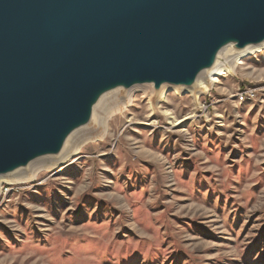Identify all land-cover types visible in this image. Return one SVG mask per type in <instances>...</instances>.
Listing matches in <instances>:
<instances>
[{"label":"rangeland","instance_id":"rangeland-1","mask_svg":"<svg viewBox=\"0 0 264 264\" xmlns=\"http://www.w3.org/2000/svg\"><path fill=\"white\" fill-rule=\"evenodd\" d=\"M238 63L199 98L108 95L107 130L0 193V264H264V51Z\"/></svg>","mask_w":264,"mask_h":264},{"label":"water","instance_id":"water-1","mask_svg":"<svg viewBox=\"0 0 264 264\" xmlns=\"http://www.w3.org/2000/svg\"><path fill=\"white\" fill-rule=\"evenodd\" d=\"M264 38V0H0V172L52 149L103 87L194 79Z\"/></svg>","mask_w":264,"mask_h":264},{"label":"bare ground","instance_id":"bare-ground-1","mask_svg":"<svg viewBox=\"0 0 264 264\" xmlns=\"http://www.w3.org/2000/svg\"><path fill=\"white\" fill-rule=\"evenodd\" d=\"M262 51H264V38L257 42H248L243 46L237 40H232V42L215 52L212 63L201 67L194 79H187L183 82L135 80L131 83H126L125 81H119L103 87L102 90L94 94L88 103L84 117L60 133L54 148L35 153L27 161L15 163L5 171L0 172V193L8 185L32 183L41 172L63 166L76 157L85 138L90 135L84 129L87 125L97 123L98 126H103L107 130L106 123L108 118H102L101 115L104 112L100 115L99 112L106 107H104V101L108 95L115 93L114 96L116 98V92L121 89L126 90L127 96L122 99L124 107H129L134 95L140 91L147 95L151 107H153L152 98L154 96H157L158 101L163 102L169 92H175L181 96L191 95L199 98L200 94L210 91L217 78L226 76V74L233 75L239 64L238 61ZM195 91H198V95H194ZM239 97H243V95ZM245 100L247 99H242V101ZM109 107H106V110ZM108 113L106 112L105 114ZM182 122L184 120L179 121V124Z\"/></svg>","mask_w":264,"mask_h":264},{"label":"built area","instance_id":"built-area-1","mask_svg":"<svg viewBox=\"0 0 264 264\" xmlns=\"http://www.w3.org/2000/svg\"><path fill=\"white\" fill-rule=\"evenodd\" d=\"M241 90V89H239ZM236 95V93H235ZM255 95V91H244L243 90V97H237L239 101H242V99H248L249 97Z\"/></svg>","mask_w":264,"mask_h":264}]
</instances>
